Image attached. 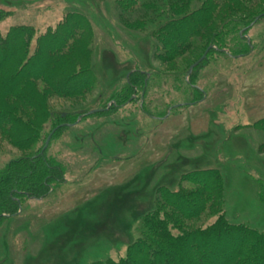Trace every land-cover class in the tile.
<instances>
[{
    "label": "rangeland",
    "instance_id": "374dc122",
    "mask_svg": "<svg viewBox=\"0 0 264 264\" xmlns=\"http://www.w3.org/2000/svg\"><path fill=\"white\" fill-rule=\"evenodd\" d=\"M72 10L88 15L94 26L96 86L79 99L52 100V109L98 110L100 100L120 89L134 69L158 74L143 100L111 115L87 116L51 142L49 151L65 164L68 183L44 199H26L17 215L0 222V264L117 259L134 240L139 219L153 208L156 190L174 188L181 174L195 169L220 172L230 222L264 230L258 198L264 133L250 126L264 118V21L248 33L252 54L211 59L197 79L206 99L177 107L191 93L182 75L175 78L185 62L176 63V70L154 59L149 30L127 27L112 0H0V30L26 24L36 35ZM21 155L0 138V168Z\"/></svg>",
    "mask_w": 264,
    "mask_h": 264
},
{
    "label": "trees",
    "instance_id": "16d2710c",
    "mask_svg": "<svg viewBox=\"0 0 264 264\" xmlns=\"http://www.w3.org/2000/svg\"><path fill=\"white\" fill-rule=\"evenodd\" d=\"M30 2V1H29ZM262 0H112L127 27L149 30L153 58L172 65L184 61L189 97L181 105L206 99L198 72L217 56L252 54L248 35L264 21ZM5 13L0 11L2 17ZM164 19H160V15ZM135 15L132 22L124 17ZM153 24V26H149ZM150 27V29H149ZM94 26L88 15L64 12L56 24L35 35L32 26L0 30V138L22 155L0 168V222L15 216L26 199H44L67 185L66 166L49 151L51 142L87 116L111 115L143 100L158 72L134 69L123 86L100 100V108L56 111L54 99L84 97L96 86L92 70ZM208 49L191 72L189 67ZM177 70V69H176ZM110 103V105H108ZM140 108L144 109L143 103ZM264 133V118L250 125ZM45 148L44 143L50 134ZM264 152V143L258 147ZM258 198L264 206V181ZM223 178L214 168L181 174L174 188L156 190L153 208L135 226L125 254L89 264H264V230L232 223L225 215Z\"/></svg>",
    "mask_w": 264,
    "mask_h": 264
},
{
    "label": "water",
    "instance_id": "95a60500",
    "mask_svg": "<svg viewBox=\"0 0 264 264\" xmlns=\"http://www.w3.org/2000/svg\"><path fill=\"white\" fill-rule=\"evenodd\" d=\"M208 51V49H206V51L204 52V54L195 62L193 63L190 67H189V71L188 72H191L192 69L200 62L204 59L205 55H206V52ZM93 111H91L90 113H92ZM52 132L47 136L46 140H45V143H44V147L45 148L49 142V139H50V136H51Z\"/></svg>",
    "mask_w": 264,
    "mask_h": 264
}]
</instances>
